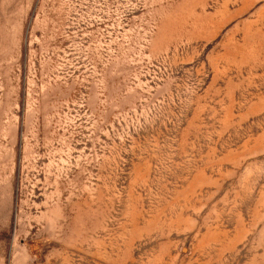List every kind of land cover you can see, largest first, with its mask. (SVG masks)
<instances>
[{"label": "rangeland", "instance_id": "rangeland-1", "mask_svg": "<svg viewBox=\"0 0 264 264\" xmlns=\"http://www.w3.org/2000/svg\"><path fill=\"white\" fill-rule=\"evenodd\" d=\"M0 264H264V0H0Z\"/></svg>", "mask_w": 264, "mask_h": 264}]
</instances>
